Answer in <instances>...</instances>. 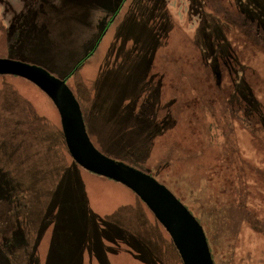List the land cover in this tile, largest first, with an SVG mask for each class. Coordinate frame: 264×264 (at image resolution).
Segmentation results:
<instances>
[{
  "label": "rangeland",
  "instance_id": "obj_1",
  "mask_svg": "<svg viewBox=\"0 0 264 264\" xmlns=\"http://www.w3.org/2000/svg\"><path fill=\"white\" fill-rule=\"evenodd\" d=\"M124 1L0 0V59L62 80L103 35L67 83L95 105L103 145L116 135L143 167L127 169L205 218L215 262L264 264V208L249 206L264 201V0H126L118 12ZM0 264H182L133 191L76 166L51 98L10 73Z\"/></svg>",
  "mask_w": 264,
  "mask_h": 264
},
{
  "label": "water",
  "instance_id": "obj_2",
  "mask_svg": "<svg viewBox=\"0 0 264 264\" xmlns=\"http://www.w3.org/2000/svg\"><path fill=\"white\" fill-rule=\"evenodd\" d=\"M0 73L29 79L51 98L61 116L66 145L74 161L85 170L132 190L166 229L183 264H215L204 227L186 205L160 184L112 161L95 147L66 79L55 80L45 70L7 59H0Z\"/></svg>",
  "mask_w": 264,
  "mask_h": 264
},
{
  "label": "trees",
  "instance_id": "obj_3",
  "mask_svg": "<svg viewBox=\"0 0 264 264\" xmlns=\"http://www.w3.org/2000/svg\"><path fill=\"white\" fill-rule=\"evenodd\" d=\"M125 2H126V0L119 7L118 12L120 11V9L122 8V6H123V4ZM109 27H110V22L107 24L105 30H107ZM102 37L103 36L101 35L96 40V42L92 45V47L87 52V54L76 63V65L73 67V69L69 73H67L66 75H63L62 80L63 79H66L67 80V83H69L70 79L77 73V67L80 68L82 66V64L85 63L86 59L87 58H90L92 56V54L94 53L95 49L99 46V44H100V42L102 40ZM0 74H2V73H0ZM67 88L70 91V93L74 96V98L77 100V102H78V104H79V106H80V108H81L84 116H86L85 117V120H87V122H89L90 125H91V129L89 130L88 133H89V135H90V137H91V139H92L95 147L105 157L111 159L114 162H117V163L122 164V166H124L126 168H143L140 163H137L136 162V160H135L136 159L135 158V154H133V152L131 153V151L129 150V148L125 147L123 149L121 146H117L116 135H111L110 136L111 138L109 139L108 142H111L112 143L111 146L103 145L104 138H103V136H101L100 132L97 131L96 126H95V123L97 125V119L94 120V116H93L94 113L96 114V107H95V105L94 106H91V107H90V105L88 106L87 102L83 98V91L72 89V88L69 87V85H67ZM91 95H92V93L89 92V96H91ZM94 98H95V96L92 97V101L93 102H94ZM124 130H125V137H124L125 141H133L134 140V136L137 133L136 132H134L133 134L129 133V129H127L126 127H124L123 130H122V128L120 129L121 132H124ZM75 164H76V166H78L83 171L88 172V173H91V172L85 170L83 167H81L76 162H75ZM224 192L225 191H222L221 193H224ZM85 196L87 198V206L90 207L89 206L90 202L88 203L89 196H88V193L87 192L85 193ZM218 196L220 197V195H218ZM256 196L257 195L255 194L253 196V198L250 199V201L252 203L249 204V206L253 208L254 212H255V209L257 207H258L259 210L264 208V201L263 202L257 201L256 198H255ZM219 197H218V201L215 204L217 205V208L218 207L222 208L223 207V203H222V201H220ZM137 198L142 202V200L138 196H137ZM191 212L194 214V216L198 219V221L204 227V230L206 231V234L209 237L210 236V233L206 229L207 226L205 224V218L203 219L202 216L200 214L196 213L194 210H192ZM204 216H206V215L204 214ZM206 218H207V216H206ZM213 230H216L217 231V229H212L210 231H213ZM238 235H241V233H238L237 236ZM171 242H172L174 248L176 249V251H177V253H178L179 257H180V260H181V262L183 264V261H182V258L180 256V253H179L178 249L176 248V246H175L172 238H171ZM115 250H118L119 252H122V251H125V248L124 249H120V248H114V247H112V249H110V251L112 252V254H117V252H114ZM107 262H109V260H107ZM214 263L215 264H218L215 261H214Z\"/></svg>",
  "mask_w": 264,
  "mask_h": 264
},
{
  "label": "flooded vegetation",
  "instance_id": "obj_4",
  "mask_svg": "<svg viewBox=\"0 0 264 264\" xmlns=\"http://www.w3.org/2000/svg\"><path fill=\"white\" fill-rule=\"evenodd\" d=\"M111 23H112V21L110 22V26H111ZM103 36V35H102Z\"/></svg>",
  "mask_w": 264,
  "mask_h": 264
}]
</instances>
